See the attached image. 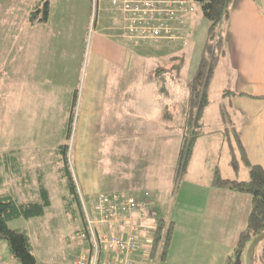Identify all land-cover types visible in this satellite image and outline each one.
Masks as SVG:
<instances>
[{"label":"rangeland","instance_id":"rangeland-1","mask_svg":"<svg viewBox=\"0 0 264 264\" xmlns=\"http://www.w3.org/2000/svg\"><path fill=\"white\" fill-rule=\"evenodd\" d=\"M56 1L60 2L61 9L60 7L57 9ZM56 1H51L52 14L50 15L54 18L49 20L51 26L47 27L48 31L41 34L36 32L39 39H43V45H46V48L31 49V52L23 50L20 53L21 56L24 55V58L30 57L32 63H37L39 70L35 68L37 70L35 90L32 86L30 90L26 88V94L22 93L20 88L17 90L16 82L12 80V83L9 84L7 81L9 76L16 75L14 59L16 55L19 56L17 44L22 35H27V25L24 22L28 20L29 23L33 21L38 23L37 20L29 19L30 11L35 7L41 8L43 1L12 0V3L9 0L0 1V63H3L0 65V75H2L0 77V153L5 154L6 149L10 146H20L28 153L34 150V154H39V160L27 161L28 170L25 172L32 175L31 168L34 169L39 164L44 172V184H46L48 195H50V202L44 208L43 214L28 218L18 217L9 222L11 229L15 228L27 235L36 264H72L75 256L87 251L88 241L80 239L79 232L82 231L84 212H88L92 219L97 218L94 210L96 202L92 204L94 196L85 197L84 202L79 187H81V183H86L90 172L95 175L98 173L101 177L105 173L109 175L113 173L114 178H109V180L113 181L117 178L119 181V184L115 185V189L126 190L127 187H132L130 183H136V181L130 180L135 179L133 175L127 177L130 181L127 180L125 173L133 172L135 169L136 173L140 171L136 165L138 160L141 161L144 158L141 157V154L143 152L146 154L145 150L152 141L149 140L150 138H154L158 144H163V141L166 140L165 144L170 145L173 150H177V141L181 139V129L184 123V114L182 113L185 109L187 111L188 84L200 64L201 51L206 43L208 31L207 18L203 15L200 6L197 5L194 14L195 22L192 25L193 31L186 43H179L177 47L166 49H137L135 53L141 54L142 65L134 72L133 79L129 74V81L133 86L127 92H123V88L121 91H116L114 107L118 111L119 104L126 100L128 107L137 106L136 111L139 117L135 118L136 116L132 115L130 121H127L128 130L125 127V130L121 129L126 121L124 119L116 121L115 115L112 116L111 123L110 121L102 123V117L99 123L100 115H96L87 126L84 122L85 114L84 108L80 105V98L90 70L89 35H91L90 32L95 24V17L92 24L93 12L90 9L88 36L85 35L83 39L79 20L72 18L76 12L81 15L82 1ZM247 1L245 0L243 4L248 5ZM237 3L239 4V2ZM231 8L232 4H230ZM27 9L28 11H26ZM24 11L27 14L23 17ZM41 14L39 11L36 15ZM251 15L257 22V14L252 12ZM251 15L250 18H252ZM62 17L64 21L61 22L60 18ZM220 28L226 47L228 38L231 36L228 21H222ZM74 32H77V36ZM66 37L72 38L73 43L60 45V42L65 43ZM64 46L67 50L63 54L64 51H61ZM41 58L42 61H40ZM222 58L223 55L220 60ZM224 58L227 59V57ZM30 59L25 64L26 68H30ZM226 59L223 60V64L226 63ZM62 60H67L70 64L64 70L61 66ZM149 72L151 78L147 77ZM27 83L24 84L27 85ZM211 83L208 92L210 102L206 106L207 121L203 124L202 120L199 129L206 139L199 137L201 140L196 144H200L195 146L194 155L188 162L183 177H187L191 181L195 178L196 182H206L208 175L212 174L213 169L217 167L219 175L223 178L248 180V169L243 163L241 152L237 151L238 146L234 138L235 126L231 124L233 122L231 121L233 107L229 104L231 96L223 95L226 88L223 89L221 76H217ZM31 92L34 94L32 95ZM76 92L77 99L72 104V95ZM168 93L178 94L179 106L176 111L171 112L169 123L163 120V117H167L168 113L162 99L164 98L162 95L165 96ZM146 100H148V104ZM145 104L148 105V108L143 110ZM70 116L72 117V128L69 136L66 137V124ZM149 122H153L154 132H148ZM85 136L90 139L86 141ZM217 136L223 138L224 141L223 144L221 143L215 148L214 144L209 145L208 141L215 140ZM227 141L231 143L239 164L238 173H235L230 163L231 153H229ZM59 145H66L68 148L65 160H67V167L71 171L76 185L78 200L71 198L65 187V180L64 182L60 180L59 167L64 166V163L58 159L56 148ZM169 167L171 168V166ZM165 168L163 165L160 166L157 180H152L146 185L147 187L152 186L158 194L153 197V199L156 197V203L150 207V211L153 213L149 212L150 215L145 217L143 214L141 218L140 214L134 213L133 215L140 224L138 251L133 256V260H135V264H196V256H198L196 254L180 257L175 252L174 255L168 252L164 260H161L158 257L159 250L156 249L150 255L151 236L149 235L151 228L155 227L153 217H164L175 221L180 227L177 230L181 229L180 233L183 234L186 231L183 226L187 224V218L190 217V214L195 215L198 212L190 200L193 194L185 189L187 181L183 178L181 188L173 187V180L170 182L168 178L170 171ZM142 169L147 175L151 168L144 166ZM8 178L9 174L5 169L0 168V190L15 191L17 189L16 179L11 182ZM26 180L31 181L30 178H26ZM32 186L29 188L35 189L36 186ZM81 188L83 192L86 191L84 186ZM104 193L109 194L108 192ZM15 196L22 202L40 200L38 191H24L16 193ZM146 218L147 220H145ZM0 256L6 264H15L4 239L0 240ZM206 257L205 264H208L211 259L207 255Z\"/></svg>","mask_w":264,"mask_h":264},{"label":"crops","instance_id":"crops-1","mask_svg":"<svg viewBox=\"0 0 264 264\" xmlns=\"http://www.w3.org/2000/svg\"><path fill=\"white\" fill-rule=\"evenodd\" d=\"M49 1V14L45 22L39 21L35 23L33 21L29 23L28 20H25L24 24L27 25V37L22 35V38L17 44L19 56L16 55L14 59L16 75L9 76L7 81L9 84L12 83V80L16 82L17 90L20 88L24 94L27 93L25 89L27 88L30 90L31 86L34 87L35 90L37 85L35 80L38 66L37 63H32V59L28 57L31 65L30 68H26L25 64L29 61L27 58H24V55L21 56L20 53L23 50H29V52H31V49L38 50L39 48H46V45H43V39H39L36 32L40 34L44 33L48 31L47 27L51 26L49 20L54 17L50 15L52 14V0ZM81 1L83 3L81 15L77 12H73L72 18L79 20L78 23L81 26V34L84 39L85 35L88 36V19L89 10L91 9V0ZM110 1L111 0L97 1L95 24L90 32L91 35H89L91 64L88 72V80L85 81L82 89L83 94L80 98V105L84 108L85 125L88 126L89 123L92 122V118L96 115H100L99 123L101 117L103 118L102 123L105 121H110L111 123L112 116L115 115L116 121L123 119L126 121V124H123L121 129L128 130L127 121H130L129 119L132 115H135V118L139 117L136 111L137 106L128 107V101L125 102V100L123 103L119 104V110L117 111V108L114 107V98L116 97L115 93L117 90L121 91L123 88V92H127L131 86H133L131 81H129V74L133 79L134 72L142 65V62H140L141 54H136L135 51H137V49H166L177 47L179 43H186V40H188L193 31L192 25L195 22V13L191 16L192 20L187 24L188 30L185 38L178 41L176 44L129 46L124 42L121 36V15L112 10ZM9 2L12 3V0H9ZM56 2L58 3L57 9L58 7L61 9L62 6H60V2ZM237 2H239L240 5ZM244 2L245 0H232L231 2L232 8L229 9V18L227 19L231 36L228 38L229 41L226 43V47L224 44L225 53L223 54V58L218 60V67H215L211 81L213 83V80L217 78V76H221V79H223V89L226 88L223 95L226 94L227 96H231L229 104L233 107L232 117L234 120L231 118V121H233L231 124H234L236 127H234V129L239 133V141H241L245 156L249 163L258 164L264 169V0H248L246 2L248 5L243 4ZM28 9L26 11H28ZM238 9H240V11H238ZM26 11H24L23 17L27 14ZM252 12L257 14V22H255L254 16L251 15ZM249 14L252 18L249 17ZM60 21H64L63 17L60 18ZM40 28L42 29L40 30ZM257 32L258 35H256ZM74 33L77 36V32ZM66 39L65 43L60 42L59 44L67 45L68 43H73L72 38L66 37ZM65 50L67 49H65L64 46L61 52L64 51V54ZM66 55L68 56V53H66ZM224 57H227V59ZM224 59H226L225 64H223ZM40 61H42V58ZM0 65H3V63H0ZM61 66L63 70L69 67V61L62 60ZM35 68L37 70H35ZM150 74L149 72L147 77L151 78ZM0 77H2V75H0ZM24 83H27V85ZM1 92H3L2 89ZM33 92H31L32 95L34 94ZM76 95L77 92L72 95V104H74L77 99ZM177 95V93L176 95L172 93L165 94V96L162 95L164 97L162 98L163 103H165L164 108L168 113L167 117L162 116L164 122L169 123V120H171V112L176 111L179 107ZM147 102L148 100H146V103ZM147 104H145L143 110L148 108ZM203 113L201 120H203L204 124L207 121L206 107ZM123 114L125 115L124 117ZM182 114H184V121L186 109L183 110ZM95 122H97V120H95ZM184 124L185 121L181 129L182 131ZM108 125L110 126L111 124ZM147 130L148 132H154L153 122H149ZM201 137L204 138L203 135ZM198 138L194 141L191 154L192 157L195 152V146L200 144H196L197 141L201 140ZM89 139L90 138L85 136L86 141ZM149 140L152 141L145 150L146 154L144 152L141 154V157L144 158H142L141 161L138 160L136 165V168H139L140 171L136 173L135 169L133 172L125 173L126 179L128 176H135V179H130L136 181V183H130L132 187H127L126 190H116L115 185L119 184L117 178L113 181L109 180V178H114L113 173H110V175L105 173L101 177L98 173L95 175L89 171L90 175L86 178V183H81V187L84 186L86 191L83 192L82 188L79 187L81 189L80 193L83 194V201L85 202V197L94 196L92 200L93 204L96 202L99 195L104 194V192L113 194L117 191H128L130 194L138 196V192L142 191L150 193L153 197L158 195L157 191L154 190L152 186L147 187L146 185L152 180H157V174H159L160 166L162 165L166 167L165 170L169 169L170 175L168 178L170 182H172L175 169L174 165L178 157L177 154L181 145V139L177 141V150H173L170 145L168 146V144H165L166 140L163 141V144H158L154 138H150ZM223 141V138L217 136L215 140L208 142L209 145L214 144L216 148L218 145H221V143L223 144ZM6 151V153L13 152L12 158L8 160L7 168L3 164L0 165V168L5 169L6 173L9 174L8 179L11 182L16 179L15 185L17 189L15 191H5L1 189L0 195H10L20 203H24L15 196L16 193L38 191L39 181L41 180L40 182H43V184L45 182L44 172L39 164H37L34 169L31 168V171H33L32 175L25 172L28 170L27 161L39 160L40 155L34 154V150L28 153L27 150L22 149L20 146H10ZM144 166L151 168L147 175L144 174V170L142 169ZM169 166H171V168ZM59 177L60 180L64 182L62 174ZM211 177V174L208 175L206 182H196L197 180L195 178L191 181L189 178L183 177L184 180L187 181V184L185 183L187 188L185 189L193 194L190 200H192V204L196 207L198 212L195 215L190 214V217L187 218V224L183 226V229L186 231L183 234L180 233L181 229L180 231L177 230V228L180 227L174 221L173 238L168 249L169 254L174 255L175 252V254H179L180 257H185L187 254L198 255L196 256V264H201L202 261H204L203 264H205V260H207L206 255L211 259L208 264H225L228 255L236 245L235 243L240 231L246 225V219L250 212L249 208L251 203L247 194L211 187L209 185ZM26 178H30L31 181H27ZM181 184L182 183L179 184L178 189L181 188ZM31 185L37 188H29ZM44 185L47 188L46 184ZM155 201L156 200L147 203L145 207H142L143 209L138 207L135 213H142L140 217H142L143 214L144 217L150 215V207L156 203ZM151 213H153V211ZM155 218L156 217H153L152 219L155 220ZM145 220H147V218ZM119 225V223H116L113 231L116 233L122 232L124 235H127L129 226L126 223L121 226ZM137 251L131 255L132 259ZM14 263L17 264L15 261Z\"/></svg>","mask_w":264,"mask_h":264},{"label":"trees","instance_id":"trees-1","mask_svg":"<svg viewBox=\"0 0 264 264\" xmlns=\"http://www.w3.org/2000/svg\"><path fill=\"white\" fill-rule=\"evenodd\" d=\"M39 1H43L42 7L39 9H37V7L33 8L30 11L29 19L31 21L37 20L38 22H45L49 14V2L47 0ZM195 1L197 2L198 6H200L203 15L207 18L208 31L206 43L201 51L202 54L199 61L200 64L193 74L194 76L192 80L188 84L189 93L187 97V111L184 120L185 124L182 131L183 135L180 142L181 145L177 154L178 157L174 165L175 169L173 173V182L175 187L179 186L183 180V175L187 170V164L192 157L191 154L193 151L194 141L203 135L199 129L202 125L201 118L204 109L210 102L208 97V90L210 86L209 83L213 78V72L218 64V60L225 53L224 39L220 26L222 21L229 18V9L232 2V0ZM39 11H41L42 14L37 16L36 14ZM71 116L66 124V137L69 136L70 130L72 128ZM234 134V138L238 146L237 151L238 153L241 152L243 163L248 169V180L223 178L219 175L218 168L215 167L211 174L212 177L209 185L211 187L233 190L239 193L243 192L250 198V212L246 219V225L240 231L238 239L235 243L236 245L232 249V252L228 255L225 263L245 264V252L250 242L254 239V237L264 233V169L258 164L249 163L245 156V152L243 151L241 141H239V133L235 129ZM56 149L58 152V159L64 163V166L59 168V172H61L65 180V187L68 190V193L71 195V198L78 200L79 196L76 192V185L71 171H69L67 167V160H65L68 148L66 145H59ZM229 153H231L230 163L232 164L235 173H238L237 170L239 169V164L237 162L235 153H233L231 143H229ZM12 155V151L5 154L0 153V165L3 164L7 168L8 160L12 158ZM40 181L38 187L40 200L24 201V203H20L10 195H0V240H5L9 254L17 264H36V260L33 253L31 252V244L30 241H28L27 235L15 228L11 229L9 227V222L18 217L28 218L43 214L44 208L47 207L50 202V195H48V190L43 182ZM138 197L140 198V196H137V198ZM154 200L155 198L152 202H154ZM154 225L155 227L151 228L149 235L151 236V243L149 246L150 255H152L153 251L158 249L159 259L164 260L166 253H168L169 244L173 238L172 234L174 232L175 224L172 220L166 219L164 217H157L154 220ZM84 229L83 220L81 229L82 231L79 232V235ZM253 254V264H264V239L256 245Z\"/></svg>","mask_w":264,"mask_h":264},{"label":"built area","instance_id":"built-area-1","mask_svg":"<svg viewBox=\"0 0 264 264\" xmlns=\"http://www.w3.org/2000/svg\"><path fill=\"white\" fill-rule=\"evenodd\" d=\"M98 0H91L92 24ZM195 0H111L112 10L121 15V34L129 46L174 45L183 40L187 24L196 12ZM133 196L128 191L100 194L95 203L97 218L84 212V230L80 239L88 241L86 252L75 256L72 264H135L131 255L138 249L140 224L133 217L138 207L153 201L147 192ZM142 215V213H139ZM133 217V218H132ZM141 218V217H140ZM116 223H126L129 232H114ZM0 264H6L0 256Z\"/></svg>","mask_w":264,"mask_h":264},{"label":"water","instance_id":"water-1","mask_svg":"<svg viewBox=\"0 0 264 264\" xmlns=\"http://www.w3.org/2000/svg\"><path fill=\"white\" fill-rule=\"evenodd\" d=\"M264 239V233L254 237V239L250 242L249 246L245 252V264H253V253L255 250L256 245Z\"/></svg>","mask_w":264,"mask_h":264},{"label":"bare ground","instance_id":"bare-ground-1","mask_svg":"<svg viewBox=\"0 0 264 264\" xmlns=\"http://www.w3.org/2000/svg\"><path fill=\"white\" fill-rule=\"evenodd\" d=\"M96 15V14H95Z\"/></svg>","mask_w":264,"mask_h":264}]
</instances>
